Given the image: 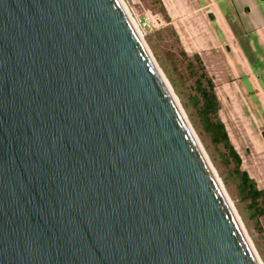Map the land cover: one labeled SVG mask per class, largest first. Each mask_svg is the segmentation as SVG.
Wrapping results in <instances>:
<instances>
[{
  "label": "water",
  "instance_id": "obj_1",
  "mask_svg": "<svg viewBox=\"0 0 264 264\" xmlns=\"http://www.w3.org/2000/svg\"><path fill=\"white\" fill-rule=\"evenodd\" d=\"M174 98L119 0H0V264H262Z\"/></svg>",
  "mask_w": 264,
  "mask_h": 264
},
{
  "label": "rangeland",
  "instance_id": "obj_2",
  "mask_svg": "<svg viewBox=\"0 0 264 264\" xmlns=\"http://www.w3.org/2000/svg\"><path fill=\"white\" fill-rule=\"evenodd\" d=\"M121 1L136 21L148 51L179 103L224 193L241 220L256 255L264 264V214L251 211L249 200L243 198L238 190L240 179L235 171V161L223 145L212 142L201 127L197 115L199 102L196 100L195 89V79L201 68L194 60V54L200 56L205 72L214 83V90L220 102L219 117L242 158L241 168L248 171L259 187L264 186V156L260 157L253 152L249 135L241 123V114L236 107L242 99L227 95L224 91L226 85L218 79L216 71L204 57L206 43L202 41L201 28L198 35L194 36L192 33L194 16L191 13L190 0ZM155 13L162 17L163 25L148 23V16ZM231 87L235 89V86Z\"/></svg>",
  "mask_w": 264,
  "mask_h": 264
},
{
  "label": "crops",
  "instance_id": "obj_3",
  "mask_svg": "<svg viewBox=\"0 0 264 264\" xmlns=\"http://www.w3.org/2000/svg\"><path fill=\"white\" fill-rule=\"evenodd\" d=\"M190 3L194 16L192 33L198 35L201 28L202 41L206 43L204 57L226 85L227 95L242 99L236 107L241 123L253 152L263 157L264 0H190Z\"/></svg>",
  "mask_w": 264,
  "mask_h": 264
},
{
  "label": "trees",
  "instance_id": "obj_4",
  "mask_svg": "<svg viewBox=\"0 0 264 264\" xmlns=\"http://www.w3.org/2000/svg\"><path fill=\"white\" fill-rule=\"evenodd\" d=\"M196 63L200 65V73L195 79L197 91V115L203 131L214 143H221L228 155L235 161L236 173L239 176L238 190L242 197L250 202L251 211L264 214V186L259 187L248 171L241 168L242 158L230 140L224 122L219 117L220 102L214 90L212 79L205 72L202 60L198 54L193 55Z\"/></svg>",
  "mask_w": 264,
  "mask_h": 264
},
{
  "label": "bare ground",
  "instance_id": "obj_5",
  "mask_svg": "<svg viewBox=\"0 0 264 264\" xmlns=\"http://www.w3.org/2000/svg\"><path fill=\"white\" fill-rule=\"evenodd\" d=\"M119 1H120V3H121L122 7L124 8V10H125V12H126L128 18H129L130 22L132 23V26L134 27V29L136 30V32L139 34V36L142 38V34L140 33V30H139V28H138V26H137L136 21L133 19V17H132V16L130 15V13L128 12L127 8L125 7V4H123L121 0H119ZM165 81H166V80H165ZM166 85L169 87V85L167 84V82H166ZM169 88H170V87H169ZM170 91H171V89H170ZM171 93H172V91H171ZM174 99H175V98H174ZM175 101H176V103L179 105V103L177 102L176 99H175ZM179 106H180V105H179ZM233 210H234V208H233ZM234 211H235V210H234ZM235 213H236V212H235ZM236 215H237V214H236ZM237 219H238L240 225L242 226L241 220L239 219L238 216H237ZM242 227H243V226H242Z\"/></svg>",
  "mask_w": 264,
  "mask_h": 264
},
{
  "label": "built area",
  "instance_id": "obj_6",
  "mask_svg": "<svg viewBox=\"0 0 264 264\" xmlns=\"http://www.w3.org/2000/svg\"><path fill=\"white\" fill-rule=\"evenodd\" d=\"M148 17H149L148 18V23H151L153 25H157L158 26V25H163V23H164L162 17L159 14H157V13L150 14Z\"/></svg>",
  "mask_w": 264,
  "mask_h": 264
}]
</instances>
